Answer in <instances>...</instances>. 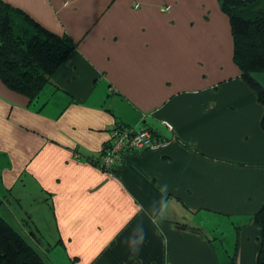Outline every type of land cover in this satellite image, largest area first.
<instances>
[{
	"label": "crops",
	"instance_id": "1",
	"mask_svg": "<svg viewBox=\"0 0 264 264\" xmlns=\"http://www.w3.org/2000/svg\"><path fill=\"white\" fill-rule=\"evenodd\" d=\"M5 1L77 48L33 103L0 78L2 213L23 186L17 204L50 209L57 228L55 247L30 240L68 264H257L251 219L234 252L214 241L212 212L252 218L264 203V107L234 62L220 0ZM116 119L169 143L105 171L86 156Z\"/></svg>",
	"mask_w": 264,
	"mask_h": 264
},
{
	"label": "trees",
	"instance_id": "2",
	"mask_svg": "<svg viewBox=\"0 0 264 264\" xmlns=\"http://www.w3.org/2000/svg\"><path fill=\"white\" fill-rule=\"evenodd\" d=\"M220 2L232 24L234 62L241 71L242 79L254 90L264 107V82L258 77L259 73L264 72V0ZM76 48V42L70 35L54 32L24 9L0 0V78L10 89L27 95L30 102L40 98L54 74L67 63ZM262 127L264 129V113ZM144 130L169 143L168 139L160 137L150 127L139 128L116 119L114 126L108 130L109 139L101 152L98 155H87L86 160L117 175L123 154L149 149L146 146L131 145L133 139L129 138ZM125 133L129 136L124 139L125 145L118 152L112 166H102V160L108 153L107 149L111 148L113 139L120 138ZM7 213H2L0 209V264H61V258L57 262L51 255L53 251L40 250L20 226L11 221ZM251 220L260 232L257 264H264V203L252 215ZM40 241L41 244H46L44 238ZM48 242L54 244L53 241ZM45 252L48 254L47 258L44 257ZM231 260L234 264L235 258L232 257Z\"/></svg>",
	"mask_w": 264,
	"mask_h": 264
},
{
	"label": "rangeland",
	"instance_id": "3",
	"mask_svg": "<svg viewBox=\"0 0 264 264\" xmlns=\"http://www.w3.org/2000/svg\"><path fill=\"white\" fill-rule=\"evenodd\" d=\"M111 101V99H110ZM109 101V104H110ZM112 104V101H111ZM128 104L123 102L122 100H118L115 102V107H117L119 114L123 118H131L133 116L132 110L128 109ZM136 113V112H135ZM140 118L142 115L138 114ZM138 119V118H137ZM27 182L32 183V180H28ZM33 185V183H32ZM23 186H16V188L12 193L5 192L6 199L8 202V207L6 208L7 214L11 217V221L16 223L20 226V228L26 233V235L31 234L44 238V242L47 244L48 240L53 241L54 237H57V228L54 221L53 213L50 212V209H46L44 206H39L31 201L25 205L26 210L17 204V200L15 196L18 193H22ZM26 195L28 193L36 192L35 188L30 187L29 184L25 186ZM24 190V191H25ZM37 207V208H35ZM45 210V211H44ZM4 211V209H3ZM29 211V212H27ZM34 213V214H33ZM214 218L212 221L215 223V226L218 229L220 239H216L215 244L219 248H223L222 246V239L225 241L226 246H228L232 252L235 251L236 239L238 237V229H240L243 225L244 228L246 227V223L250 222L251 216H246L242 213L238 212H229V211H215L211 213ZM35 215V216H34ZM31 220V221H30ZM243 228V229H244ZM224 231V232H223ZM239 249V247H238ZM56 254V253H55ZM44 257L47 258V253H44ZM55 260L58 262L59 258L54 256ZM62 262L68 264L70 261L66 258V256H61V264Z\"/></svg>",
	"mask_w": 264,
	"mask_h": 264
},
{
	"label": "built area",
	"instance_id": "4",
	"mask_svg": "<svg viewBox=\"0 0 264 264\" xmlns=\"http://www.w3.org/2000/svg\"><path fill=\"white\" fill-rule=\"evenodd\" d=\"M135 132V131H132ZM116 131L114 135H116ZM129 136L128 133L122 134L120 138L113 139L114 142L112 143L111 148L107 149L108 153L105 154L104 159L102 160V166L106 168H110L114 161L116 160V157L118 155V152L124 147L125 142L124 139ZM130 139H133L131 141V145H136L139 147L146 146L149 149H158L160 147H164L168 144V141L161 138H156L153 136L149 131L144 130L139 135H131L129 136Z\"/></svg>",
	"mask_w": 264,
	"mask_h": 264
}]
</instances>
